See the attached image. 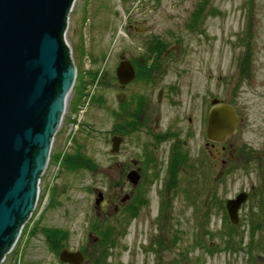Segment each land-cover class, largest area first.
Returning a JSON list of instances; mask_svg holds the SVG:
<instances>
[{"label": "rangeland", "instance_id": "rangeland-1", "mask_svg": "<svg viewBox=\"0 0 264 264\" xmlns=\"http://www.w3.org/2000/svg\"><path fill=\"white\" fill-rule=\"evenodd\" d=\"M65 41L76 69L69 107L35 209L1 264H64L63 250L82 252L83 264H264V0H75ZM246 55L248 74L239 68ZM123 59L148 61L140 73L156 77L146 96L152 121L158 116L159 132L168 129L185 143L187 161L169 175L168 143L153 150L149 136L126 137L114 118L121 93L146 92L140 83L121 89L116 70ZM214 99L239 118L227 144L235 159L224 174L220 147H206L204 112ZM116 125L125 138L117 135L122 142L112 154ZM144 148L163 164L155 172L144 165ZM79 153L96 169L77 162L69 170L66 162ZM133 163L142 166L138 186L125 178ZM242 192L248 199L235 225L226 202ZM45 229L67 232L59 251ZM108 234L115 246L100 245Z\"/></svg>", "mask_w": 264, "mask_h": 264}, {"label": "water", "instance_id": "water-1", "mask_svg": "<svg viewBox=\"0 0 264 264\" xmlns=\"http://www.w3.org/2000/svg\"><path fill=\"white\" fill-rule=\"evenodd\" d=\"M75 0H0V264L14 247L38 201L39 183L49 161L54 136L64 115L76 69L65 41ZM121 86L135 79L132 64L122 60L116 70ZM235 109L217 99L207 116L206 140L224 144L237 133ZM111 153L121 139L111 140ZM136 186V172L127 176ZM104 197L98 194L95 205ZM248 194L226 202L233 224ZM125 201V199L123 200ZM64 264H83L82 252L63 250Z\"/></svg>", "mask_w": 264, "mask_h": 264}, {"label": "flooded vegetation", "instance_id": "flooded-vegetation-1", "mask_svg": "<svg viewBox=\"0 0 264 264\" xmlns=\"http://www.w3.org/2000/svg\"><path fill=\"white\" fill-rule=\"evenodd\" d=\"M129 62L132 64V66L134 68L135 79L131 83L127 84L124 87L120 85L121 89L125 91V90H128L129 88H131L135 83H140L142 85V87L146 88V90H145L146 92L145 93L140 92L138 95L132 96L131 98L126 97V93L125 94L121 93L119 95V101H120L119 111H116V110L114 111V118H115V120L117 118L121 121V123H118V125H120L122 130H124L122 132L124 133L123 135H125L126 137L131 135V134H134V133H142V134L149 136L151 138L150 145H153V150H156L157 146L161 143L162 144L168 143V145H167L168 150L166 152L167 153V155H166V159H167L166 163L167 164L165 166V169H166L167 174H168L169 170H171L175 164L179 165L180 164L179 162L185 163V161H187L186 157L183 154V151H185L184 150L185 143H182V145H180L179 137L174 138V137H176L175 134H171L168 131V129L165 130V132H159L158 126H157V124L159 122L158 116L155 117V122L152 121L151 111L153 110V108L150 109V104H149V101L146 98V96L148 94V91H147L148 84H150L153 81L152 79L156 78V77H152L153 75L149 76L150 78L148 80V77L142 76L143 72L140 73L141 67H143V65H145V63L148 64V61H145V62L141 61V62H139L138 65L134 64L132 61H129ZM147 70H148V68H147ZM157 71L158 70H156V72ZM117 81H118V79H117ZM146 84H147V86H146ZM164 91L165 90L162 89L158 94L159 103L162 101ZM212 101L213 100L210 101L209 109L205 110V112H204L206 115L205 139H206L207 116H208V113L212 107ZM188 130L189 129L187 128L185 130V132L188 133ZM158 132L162 133V134H157ZM112 133H114L113 138H117L118 137L117 135H120L121 137L125 138V136H123L122 134H118L119 131L117 129V125H116V128H114ZM121 137H118V138H120L121 142H122ZM229 141H227L224 144H213L209 141H207V143H206V147H209L210 150L213 149L216 145H218L220 147V155L222 157L227 158V160H224V159L221 160V166H222V170H223L221 172V174H224V170L228 167V165L231 162L234 161L233 158L235 159V155L231 154L230 148L227 146ZM155 144H157V145H155ZM144 149L146 151L144 153V155H145L144 165H147V167H150L153 170L156 168L154 170V172H155L158 168L163 166V164L160 167H158L159 164H158V160H157V156L155 155V152L154 151L152 152L150 150V148H144ZM212 157H213V153L211 152L209 160L212 159ZM179 159H181V161H179ZM127 171H128V173L125 177L126 179L130 173L136 172L139 175L140 180H141V178H142V176H141L142 166H139L138 163H133V165L129 166V169H127ZM140 180L138 183H140ZM136 186H138V184ZM128 198L129 197L126 196L125 201H122V204L126 203L128 201ZM117 210H118V208L115 209V211H117Z\"/></svg>", "mask_w": 264, "mask_h": 264}, {"label": "trees", "instance_id": "trees-1", "mask_svg": "<svg viewBox=\"0 0 264 264\" xmlns=\"http://www.w3.org/2000/svg\"><path fill=\"white\" fill-rule=\"evenodd\" d=\"M201 13H202V7H200L196 11L195 15L192 18L191 24L189 25V28H195V25L198 23V20L200 19V14ZM248 30L250 31V28ZM156 44H157V46L162 47V49L165 48V46L163 44H161L159 41H157ZM149 51H152V49L150 48ZM240 67L242 69V73H247L248 74L249 61H248L247 55L244 57V60H242L241 64L239 65V68ZM77 162L83 163V166H80V167H84L85 169H89V170L96 169V165L93 164V162L85 159L84 156H82L79 153V156H76L75 159H69L66 162L67 167H69V170L76 169V163ZM88 164H90V166ZM131 215H133V214H131ZM44 233H46V236H47L46 238L48 239V243H49L50 247H52L54 250L59 251L60 242H62V240L66 238L67 232H65L63 230H58V229H45ZM109 239L110 238H109V234H108V238L104 237V239H102L100 241V245H106V246L107 245H110V246L112 245V246H115V242L113 240H109Z\"/></svg>", "mask_w": 264, "mask_h": 264}, {"label": "bare ground", "instance_id": "bare-ground-1", "mask_svg": "<svg viewBox=\"0 0 264 264\" xmlns=\"http://www.w3.org/2000/svg\"><path fill=\"white\" fill-rule=\"evenodd\" d=\"M70 98H71V92H69V94L67 95L66 100H65V104H64V114L66 113V111H67V109L69 107L68 105H69Z\"/></svg>", "mask_w": 264, "mask_h": 264}]
</instances>
